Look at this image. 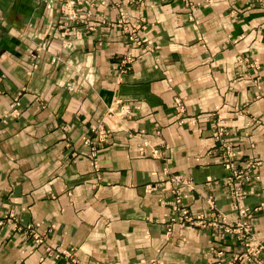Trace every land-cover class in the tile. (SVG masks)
<instances>
[{"label":"crops","instance_id":"1","mask_svg":"<svg viewBox=\"0 0 264 264\" xmlns=\"http://www.w3.org/2000/svg\"><path fill=\"white\" fill-rule=\"evenodd\" d=\"M62 1L0 0V264H248L235 233L168 231L169 177L189 182L188 211L211 195L238 220L211 129L237 166L264 161V0H76L65 35ZM252 172L242 204L261 207L264 260V162Z\"/></svg>","mask_w":264,"mask_h":264},{"label":"built area","instance_id":"2","mask_svg":"<svg viewBox=\"0 0 264 264\" xmlns=\"http://www.w3.org/2000/svg\"><path fill=\"white\" fill-rule=\"evenodd\" d=\"M258 2L260 0H252ZM80 2L76 0H63L61 3V12L64 17V22L59 23V27L62 28V35L67 34V21L70 20H81L83 7L80 6ZM118 20H123V15ZM135 29V28H134ZM132 31H134L132 29ZM133 40L138 45H141L142 41L137 37H133ZM242 60V59H241ZM131 58H125L120 61L119 72L124 73L130 69ZM256 66V64H254ZM20 93L13 98L9 114L16 116L18 114ZM175 109L182 111L184 109L182 102L177 98L175 99ZM211 135L213 140L217 143L214 151L217 152L220 163L225 170H227L226 176L223 178V184L227 189V195L230 200L231 207L237 212L238 220L233 224L226 223L223 217L220 218L219 212L217 211L213 196L209 195L206 197V203L209 207L208 213L204 212H191L183 206V185H189L187 180H184L180 175H172L169 177V182L173 185L169 191V195L172 199L171 206V218L168 231L171 230L173 224L179 226H191L200 229H206L208 227H214L222 230L224 233H235L239 240L242 241L245 247L243 254L234 257L235 260H245L248 264H264V260L261 257L263 246L257 243L253 235L251 234V220L254 213L257 212L261 207L249 208L242 204L243 199L247 194L246 183H248L253 175V169L261 165L264 161L259 158H252L245 162L244 166H237L235 163L236 157L233 146L227 141L226 137L228 132L226 128L220 124L219 121H215L212 124ZM98 136L101 141L108 137V131L102 126H98ZM146 143H143L139 147L140 153H145ZM151 156L158 157V150L151 149ZM155 186L150 187V190H154ZM25 229L31 234L32 238L36 243L41 242L43 237L36 233L32 224L25 225ZM69 255V254H67ZM58 256V255H56ZM70 264H77L75 258L70 259Z\"/></svg>","mask_w":264,"mask_h":264}]
</instances>
